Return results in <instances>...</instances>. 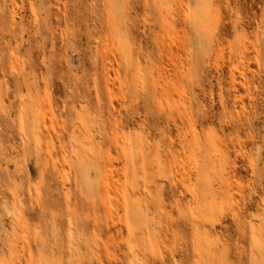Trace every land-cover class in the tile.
I'll return each mask as SVG.
<instances>
[{
    "label": "rangeland",
    "instance_id": "374dc122",
    "mask_svg": "<svg viewBox=\"0 0 264 264\" xmlns=\"http://www.w3.org/2000/svg\"><path fill=\"white\" fill-rule=\"evenodd\" d=\"M0 264H264V0H0Z\"/></svg>",
    "mask_w": 264,
    "mask_h": 264
},
{
    "label": "bare ground",
    "instance_id": "6f19581e",
    "mask_svg": "<svg viewBox=\"0 0 264 264\" xmlns=\"http://www.w3.org/2000/svg\"><path fill=\"white\" fill-rule=\"evenodd\" d=\"M22 73V72H21ZM20 74V73H19ZM9 88V87H8ZM10 214V213H9Z\"/></svg>",
    "mask_w": 264,
    "mask_h": 264
}]
</instances>
